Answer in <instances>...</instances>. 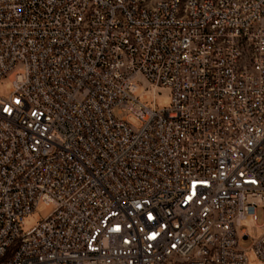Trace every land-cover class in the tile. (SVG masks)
Returning <instances> with one entry per match:
<instances>
[{"label": "built area", "instance_id": "1", "mask_svg": "<svg viewBox=\"0 0 264 264\" xmlns=\"http://www.w3.org/2000/svg\"><path fill=\"white\" fill-rule=\"evenodd\" d=\"M2 80L0 264H264V0H0Z\"/></svg>", "mask_w": 264, "mask_h": 264}, {"label": "rangeland", "instance_id": "2", "mask_svg": "<svg viewBox=\"0 0 264 264\" xmlns=\"http://www.w3.org/2000/svg\"><path fill=\"white\" fill-rule=\"evenodd\" d=\"M5 80L0 81V97L7 98L9 96L8 90L9 85H3L2 82ZM144 105L147 107H155L157 109H163L169 106L170 104V93L169 90L158 88L156 90H149L146 92V99L140 100ZM118 119L120 117L116 116ZM129 123L134 127H137L139 124L133 118L128 119ZM37 224L36 221V214H31L29 217L24 219V224L22 227L23 232H28L32 228H34ZM240 229L243 230L248 239L241 240L240 247L245 251V255L248 259V264H260L257 257L254 255L253 250L251 249L254 242H256L262 234V229L258 228L253 221H243L240 224Z\"/></svg>", "mask_w": 264, "mask_h": 264}, {"label": "snow or ice", "instance_id": "3", "mask_svg": "<svg viewBox=\"0 0 264 264\" xmlns=\"http://www.w3.org/2000/svg\"><path fill=\"white\" fill-rule=\"evenodd\" d=\"M17 103H19V101H17ZM4 111H5V112H8V111H9V109H7V108H4ZM252 183H256V181H252Z\"/></svg>", "mask_w": 264, "mask_h": 264}]
</instances>
